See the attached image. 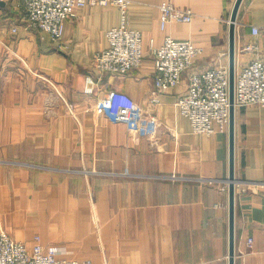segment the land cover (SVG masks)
<instances>
[{
    "label": "crops",
    "instance_id": "1",
    "mask_svg": "<svg viewBox=\"0 0 264 264\" xmlns=\"http://www.w3.org/2000/svg\"><path fill=\"white\" fill-rule=\"evenodd\" d=\"M130 1L127 27L141 32L145 56L124 75L92 66L108 47L105 33L120 24L115 7L78 9L56 44L24 28L19 0L0 2V230L29 248L39 236L80 264H229L228 192L220 191L228 132L192 134L175 103L194 71L228 68L235 0ZM162 2L193 11L192 21L161 31ZM235 23V64L256 57L241 54L244 45L264 57V0H242ZM166 35L203 53L152 107L148 41L160 45ZM87 76L99 78L92 97L83 92ZM114 93L155 115L154 137L95 112ZM234 121L235 177L245 191L235 189L233 264H264V106L236 107Z\"/></svg>",
    "mask_w": 264,
    "mask_h": 264
},
{
    "label": "built area",
    "instance_id": "2",
    "mask_svg": "<svg viewBox=\"0 0 264 264\" xmlns=\"http://www.w3.org/2000/svg\"><path fill=\"white\" fill-rule=\"evenodd\" d=\"M7 0H0V2ZM23 11V24L26 30L48 34L59 44L63 36L66 20L74 19L78 9L84 7H115L120 13V24L105 33L107 49L97 53L92 59L93 69L100 74L124 75L138 68L144 60V43L140 31L127 27V9L130 0H19ZM159 26L164 31L168 24H189L194 15L189 9L174 7L162 2ZM15 29L13 30V32ZM261 31L251 28V35L258 37ZM160 45L149 40V53L153 61L154 94L150 99L152 107L159 104V97L168 90L176 88L183 73L194 68L203 50L189 41L173 40L165 36ZM256 45H244L241 54H254L255 58L243 65L234 66V107L264 106V57L258 54ZM258 54V55H257ZM99 78L87 76L83 92L92 97ZM229 72L228 68L216 66L204 71H194L186 84V91L179 95L175 106L185 117L194 135L211 136L223 133L229 127ZM51 98L48 100L50 101ZM59 99H61L59 97ZM62 100V99H61ZM48 101V102H49ZM94 110L112 121L141 124L149 137L156 135L159 124L155 115L146 113L124 95L114 93L97 101ZM235 186L244 191L239 182ZM221 192H227V183ZM29 248L24 242H16L0 230V264H79L57 257L51 247H45L39 236L33 238ZM252 239L247 241L250 246Z\"/></svg>",
    "mask_w": 264,
    "mask_h": 264
},
{
    "label": "water",
    "instance_id": "3",
    "mask_svg": "<svg viewBox=\"0 0 264 264\" xmlns=\"http://www.w3.org/2000/svg\"><path fill=\"white\" fill-rule=\"evenodd\" d=\"M242 0H235L233 4V9L229 18V34H228V40H229V46H228V56H229V63H228V72H229V127H228V137H229V148H228V154H229V164H228V170L229 175L227 179V185H228V202H229V211H228V219H229V228H228V261L229 264L234 263V196H235V170H234V163H235V153H234V113H235V107L233 105V99H234V65H235V26H236V17L238 14V11L240 9V4Z\"/></svg>",
    "mask_w": 264,
    "mask_h": 264
},
{
    "label": "rangeland",
    "instance_id": "4",
    "mask_svg": "<svg viewBox=\"0 0 264 264\" xmlns=\"http://www.w3.org/2000/svg\"><path fill=\"white\" fill-rule=\"evenodd\" d=\"M84 89V88H83ZM54 100L55 99H53L52 98V96H51V99H50V101L47 99L46 101H45V112H47V115H50V113H53V111H52V107L53 106H55V102H54ZM49 101V102H48ZM64 106H65V109H66V111H68L71 115H74L73 114V107L71 106V104H67L66 102L64 103ZM95 112H97V111H95ZM98 113V112H97ZM228 132V129L226 130V131H224L223 132V134H226ZM237 179H236V177H235V181H236ZM228 186V185H227ZM234 186H235V182H234ZM222 188H224V186H222L221 188H220V191H222L223 189ZM235 189H236V186H235ZM244 190V189H243ZM245 191V190H244ZM228 192V191H227ZM222 193H226V192H222ZM234 198H235V196H234ZM1 231H3V230H1ZM3 232H6V231H3ZM7 233V232H6ZM9 235V234H8ZM10 236V235H9ZM12 239V238H11ZM45 247H47V246H45ZM80 264V263H79Z\"/></svg>",
    "mask_w": 264,
    "mask_h": 264
},
{
    "label": "bare ground",
    "instance_id": "5",
    "mask_svg": "<svg viewBox=\"0 0 264 264\" xmlns=\"http://www.w3.org/2000/svg\"><path fill=\"white\" fill-rule=\"evenodd\" d=\"M235 66V65H234ZM235 75V74H234Z\"/></svg>",
    "mask_w": 264,
    "mask_h": 264
}]
</instances>
